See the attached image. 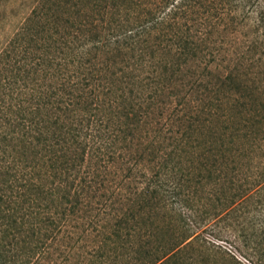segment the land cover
Returning a JSON list of instances; mask_svg holds the SVG:
<instances>
[{
	"label": "trees",
	"instance_id": "trees-1",
	"mask_svg": "<svg viewBox=\"0 0 264 264\" xmlns=\"http://www.w3.org/2000/svg\"><path fill=\"white\" fill-rule=\"evenodd\" d=\"M263 83L264 0H38L0 52V264H181Z\"/></svg>",
	"mask_w": 264,
	"mask_h": 264
},
{
	"label": "rangeland",
	"instance_id": "rangeland-1",
	"mask_svg": "<svg viewBox=\"0 0 264 264\" xmlns=\"http://www.w3.org/2000/svg\"><path fill=\"white\" fill-rule=\"evenodd\" d=\"M37 1L0 0V52L25 23ZM240 51L238 47L234 54L239 70L255 76L259 72L252 57L255 52L248 51L243 61ZM240 163L246 169L235 180L247 181L245 192L242 195L238 187L232 189L233 201L225 206L217 203L211 218L203 215L198 219L199 236L185 248L181 264H264V146L262 152Z\"/></svg>",
	"mask_w": 264,
	"mask_h": 264
}]
</instances>
